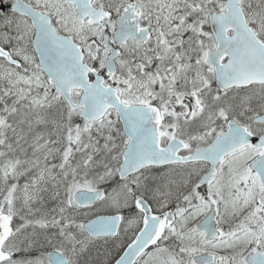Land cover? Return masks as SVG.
Instances as JSON below:
<instances>
[{"label":"snow or ice","instance_id":"1","mask_svg":"<svg viewBox=\"0 0 264 264\" xmlns=\"http://www.w3.org/2000/svg\"><path fill=\"white\" fill-rule=\"evenodd\" d=\"M0 264H264V0H0Z\"/></svg>","mask_w":264,"mask_h":264}]
</instances>
